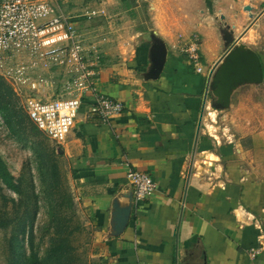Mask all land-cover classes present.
<instances>
[{"label":"crops","instance_id":"obj_1","mask_svg":"<svg viewBox=\"0 0 264 264\" xmlns=\"http://www.w3.org/2000/svg\"><path fill=\"white\" fill-rule=\"evenodd\" d=\"M143 1L146 21L137 17L139 0L60 1L79 31L92 24L84 37L100 55L96 93L126 106L104 120L89 114L94 94H85L61 144L94 232V256L100 264H264V81L238 86L228 108L214 106L208 89L229 37L243 35L240 42L264 59V48L253 46L264 44L263 2ZM87 9L92 14L82 20ZM194 34L202 38L201 72L181 49ZM155 44L166 48L161 69ZM47 73L34 93L44 100L56 98L67 79L61 70ZM130 169L157 183L139 205Z\"/></svg>","mask_w":264,"mask_h":264},{"label":"built area","instance_id":"obj_2","mask_svg":"<svg viewBox=\"0 0 264 264\" xmlns=\"http://www.w3.org/2000/svg\"><path fill=\"white\" fill-rule=\"evenodd\" d=\"M60 1L0 0V75L17 94L28 90L22 96L30 119L58 144L74 128L85 94H94L88 109L92 116L107 120L126 110L122 100L96 93L100 55L95 45L86 43L72 16L61 10ZM201 44V36L194 34L181 45L197 72L202 71ZM55 70L67 77L57 97L36 96L35 91L48 82L45 73ZM127 176L137 205L157 188L149 173L130 169ZM257 254L251 252L253 258Z\"/></svg>","mask_w":264,"mask_h":264},{"label":"rangeland","instance_id":"obj_3","mask_svg":"<svg viewBox=\"0 0 264 264\" xmlns=\"http://www.w3.org/2000/svg\"><path fill=\"white\" fill-rule=\"evenodd\" d=\"M261 1L264 5V0ZM139 3L141 13L137 14V17L139 20L146 21V18H148L146 14L147 3L143 0H139ZM90 13L92 14L91 10L87 9L79 14L84 16L82 20H89ZM100 14L101 16L107 15L103 10L100 11ZM103 22L100 21L99 23ZM91 26L92 24L89 25L88 21L82 23L80 32L83 37L84 35L88 36L87 32ZM85 40L88 43V39L85 38ZM243 43L239 42V44ZM246 46L248 48L252 47ZM253 46L258 51L264 48L263 42ZM6 82L12 86L7 80ZM261 87V95H264V86ZM12 88L14 90L13 86ZM48 88L49 92L51 89L56 90V84L54 86L49 85ZM27 91L25 89L24 93L19 95L14 90L11 99L23 120L22 127L16 125V130L21 135L11 131L0 114V155L21 189L19 193L8 187L0 179V221L8 223L6 226H0V264H10V260L14 255L13 249L16 246L15 235H18L19 251L22 254L18 264H23L33 251L44 261L52 244L56 228V217L54 218L51 215V212L54 211L51 206L56 202L50 203V201L51 199L56 201L60 195V191L50 188V185L55 183L57 179L61 186V192L69 186L73 194L68 175L69 163L61 150L62 145L52 141L40 129L38 133L34 134L32 132L35 123L30 119L24 107L25 98L22 96ZM213 112L212 116L215 117V111ZM22 135L26 137H22ZM52 192L56 195H51ZM55 212L58 216H61L60 213H57L58 208ZM63 216L67 226L65 227V234L68 235L69 253L59 257L55 264H100L94 256L93 229L88 224L79 203L75 200V208L67 210L66 216L64 213ZM31 233L33 234V247L30 243Z\"/></svg>","mask_w":264,"mask_h":264},{"label":"trees","instance_id":"obj_4","mask_svg":"<svg viewBox=\"0 0 264 264\" xmlns=\"http://www.w3.org/2000/svg\"><path fill=\"white\" fill-rule=\"evenodd\" d=\"M261 57L264 63L263 56ZM13 91L14 90L12 86L8 85L5 78L0 75V114L3 116L6 122V125L9 127V129L13 131L14 133H18L16 130V125H20L22 127L23 120L21 119L20 114H18L17 112L16 105L11 100ZM32 132L34 134L39 132V128L37 127L36 124L33 125ZM18 135H21V134L18 133ZM22 137H26V136L22 135ZM0 179L11 189L16 190L19 193L21 192L20 187L15 182V178L13 174L8 169L1 155H0ZM50 188H53L54 190L57 189L58 192L60 191V195L57 198V200L53 201L51 199L50 201V203L56 202V204L54 205L52 204L51 206V209H54V211L51 212V215L54 218L56 217L55 218L56 228L54 232V237L52 239V244L50 248L48 249V254H47V257L44 259V261L39 258L36 252L33 251L32 254L24 261L23 264H55V262L59 259V257H61L62 255L66 253L67 254L69 253L68 252L69 244H68V238H67L68 235L66 236L65 234V227L67 226L64 222L65 217L63 216V213L66 216L67 210H71L75 208V199H74L72 192L70 191L69 186L64 188L63 191L61 192L60 190L61 186L59 182H57V179L55 183L50 185ZM51 195L55 196L56 194L53 193ZM57 208H58L57 213H60L61 216H58V214H56L55 210H57ZM6 224L8 223L0 221V226H6ZM21 227L24 228L23 226ZM14 241H15L16 246L13 249L14 255L12 256L10 260V264H18L21 258V255H22L21 252L19 251L20 247H19L18 235L14 236ZM32 241H33V234L31 233L30 243H32V247H33L34 245Z\"/></svg>","mask_w":264,"mask_h":264},{"label":"water","instance_id":"obj_5","mask_svg":"<svg viewBox=\"0 0 264 264\" xmlns=\"http://www.w3.org/2000/svg\"><path fill=\"white\" fill-rule=\"evenodd\" d=\"M251 10V7H247ZM241 37H229V47L213 66L208 89L214 97V106L228 108L233 91L242 84H260L264 81V63L261 55L245 44H239ZM158 68L163 67L166 48L155 44L152 50Z\"/></svg>","mask_w":264,"mask_h":264}]
</instances>
